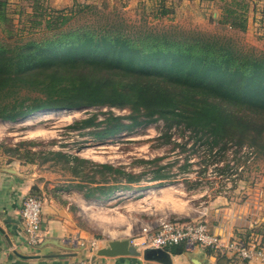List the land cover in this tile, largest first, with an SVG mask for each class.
Instances as JSON below:
<instances>
[{"label": "trees", "instance_id": "obj_1", "mask_svg": "<svg viewBox=\"0 0 264 264\" xmlns=\"http://www.w3.org/2000/svg\"><path fill=\"white\" fill-rule=\"evenodd\" d=\"M219 1V23L244 32L248 1ZM6 6L7 0H0V26L12 37L0 40L2 121L16 122L48 109L107 107L74 118L68 128L88 129L100 142L160 120L158 138L170 142L172 128L182 135L189 131V138L205 146L207 156L218 155L212 164L224 160L229 146L236 151L246 146L264 156V52L240 48L231 37L175 25L159 30L146 25L131 30L124 22L73 27L68 23L72 9L67 13L46 6L36 24L49 34L36 38L12 29ZM43 154L70 170L75 180L70 186L86 199L130 189L141 177L122 165L62 149L26 148L21 157L35 163ZM161 157L138 161L154 163ZM154 172L156 179L168 176L162 166ZM171 250L177 254L183 248Z\"/></svg>", "mask_w": 264, "mask_h": 264}, {"label": "rangeland", "instance_id": "obj_2", "mask_svg": "<svg viewBox=\"0 0 264 264\" xmlns=\"http://www.w3.org/2000/svg\"><path fill=\"white\" fill-rule=\"evenodd\" d=\"M159 1L7 0L6 8L13 23L12 29L24 35L31 33L36 38L49 34L36 24V20L42 17V7L46 6L67 13L72 9L68 23L73 27L124 22L131 30H137L141 25L159 30L175 25L186 31L231 37L240 48L264 52L262 33H249L247 29L241 32L214 22L208 10L210 7H204L206 19L200 21L195 4L187 5L192 14H185L181 9L184 5L175 1L163 6ZM246 1L248 16L252 3ZM85 4L92 8L82 9L80 5ZM162 9H166V13H161ZM5 38L12 37L7 36L0 26V40ZM111 109L119 114L129 112L128 109ZM106 110L107 107L98 106L48 109L16 122L0 119V161L12 158L24 161L21 156L26 148L38 151L62 149L92 161L122 165L128 171L141 173L140 180L133 183L132 188L115 191L106 198L86 199L71 186L78 197L85 199L84 205L90 206L83 208L78 217L79 220L83 217L89 220L90 226L85 224L86 229L95 237L123 234L128 231L126 227L131 230V235H135L144 225L156 228L164 219H198L205 212L203 218L211 225L219 221L233 225L230 237L264 246L263 155L252 154L246 146L237 151L229 146L224 160L212 164L218 155L207 156L205 146L189 138V131L182 135L181 130L172 128L170 142L164 143L163 138H158L163 126L160 120L100 142L93 140L88 129L68 128L74 118ZM16 147L19 154L13 153ZM158 156L162 157L154 163L138 161ZM37 159L35 169L46 183L65 185L55 186L63 190L75 183L70 170L62 163L44 159V154ZM157 166L163 167L167 178L154 177Z\"/></svg>", "mask_w": 264, "mask_h": 264}, {"label": "crops", "instance_id": "obj_3", "mask_svg": "<svg viewBox=\"0 0 264 264\" xmlns=\"http://www.w3.org/2000/svg\"><path fill=\"white\" fill-rule=\"evenodd\" d=\"M176 3L182 6L185 14H192L191 4L197 7L199 20L206 19L204 7H210L209 12L214 22L219 23L221 9L219 0H160L159 3ZM247 16V31L261 34L264 43V0H251ZM217 7V8H216ZM35 164L26 163L20 159H5L0 161V264H65L75 259H89L91 264H264L259 259L242 260L237 256L217 255L210 250L195 245L186 248L183 244L163 248L169 254V260H161L148 255V250H139L129 255L105 257L94 255L100 247L109 240L124 239L131 235L127 232L95 237L86 225V217L79 220L78 214L83 208L85 199L78 197L76 191L68 186L60 189L51 183L40 179ZM62 191V192H60ZM37 193L43 200L41 213L42 240L38 245L27 242L26 233L20 220V209L23 199L29 194ZM209 227L223 237L231 236L233 225L219 221ZM90 226V225H89ZM182 247L180 253H173L172 248ZM68 253H75L74 255ZM56 254V255H55ZM61 254V255H57ZM49 255V256H48Z\"/></svg>", "mask_w": 264, "mask_h": 264}, {"label": "built area", "instance_id": "obj_4", "mask_svg": "<svg viewBox=\"0 0 264 264\" xmlns=\"http://www.w3.org/2000/svg\"><path fill=\"white\" fill-rule=\"evenodd\" d=\"M43 200L29 194L22 202L20 220L30 245H38L42 240L41 213ZM205 212L198 219H164L158 227H141L135 235L129 236V243L138 250L163 249L171 245L183 244L186 248L195 245L204 247L217 255L237 256L242 260L259 259L264 262V247L242 239L223 237L211 229ZM65 264H91L89 259H75Z\"/></svg>", "mask_w": 264, "mask_h": 264}, {"label": "water", "instance_id": "obj_5", "mask_svg": "<svg viewBox=\"0 0 264 264\" xmlns=\"http://www.w3.org/2000/svg\"><path fill=\"white\" fill-rule=\"evenodd\" d=\"M2 229L0 228V231ZM133 252L138 253L139 250L130 245L129 239H113L109 240L104 247H100L94 253V255L105 256V257H114L119 255H129ZM148 255H151L154 258L161 260H169V254L163 249H149L147 251ZM74 255L75 253H68ZM56 255V254H55ZM61 255V254H57ZM49 256V255H48Z\"/></svg>", "mask_w": 264, "mask_h": 264}, {"label": "bare ground", "instance_id": "obj_6", "mask_svg": "<svg viewBox=\"0 0 264 264\" xmlns=\"http://www.w3.org/2000/svg\"><path fill=\"white\" fill-rule=\"evenodd\" d=\"M29 119V118H28Z\"/></svg>", "mask_w": 264, "mask_h": 264}]
</instances>
